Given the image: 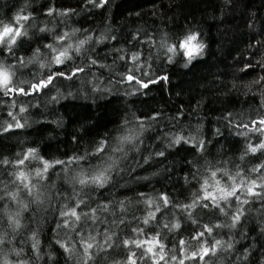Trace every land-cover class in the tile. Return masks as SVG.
Here are the masks:
<instances>
[{
    "label": "trees",
    "instance_id": "obj_1",
    "mask_svg": "<svg viewBox=\"0 0 264 264\" xmlns=\"http://www.w3.org/2000/svg\"><path fill=\"white\" fill-rule=\"evenodd\" d=\"M49 8L54 9L52 15L47 14ZM68 9H71L70 15L59 14ZM17 14L28 16L29 20L17 23ZM5 24L13 28L23 25L27 30V35L19 38L23 40L22 46H13L12 52L8 51L7 38L0 45L4 49L0 62L13 73L14 84L43 76L48 71L47 68L41 69L37 63H28L35 50H41L40 60L47 63L58 52L52 53L44 45L51 44L55 47L57 34L63 35L78 29L74 36L66 37L61 44L75 47L84 35H91L93 41L84 46L87 54L77 56L69 50L68 56L72 59L59 67L67 72L73 66H83L87 75L83 74V80L79 74L73 80L55 79L53 85L56 87L50 86V94L58 96L72 91L74 95L79 92L86 96L93 85L106 88L107 91L99 93L105 97L104 100H81L80 103L86 107L76 111L65 123L62 117L66 110L61 105L67 101L61 100L51 108H44L45 93L49 90L30 96L14 92L5 96L0 89V121L11 122L8 112L17 116L21 106L27 108V112L21 116L30 114L32 117L28 125L21 129L13 128L9 134L0 132V160L7 157L11 161L7 165L0 164V169H16V154L21 151L25 153L29 146L34 147L35 138L49 131L52 137L44 141L41 149L42 159L49 162L57 159L67 162L72 158L73 152L83 155L92 151L101 140H104V147L107 148L105 133L118 137L131 136L130 141L120 143L125 148L132 143L140 144L139 155L129 154L128 171L131 175H124L115 189L101 190L88 202L92 208L98 203L108 202L114 207H110L107 213H99L100 222L94 226L95 231L87 227L82 235L99 233L97 240L102 243L103 234L112 229L121 239L137 238L131 228L145 227L137 218L147 214L148 209L143 201L151 198L154 201L151 210L155 211L156 203H159L161 211L156 213L160 223L153 220L150 226L162 233L163 242L171 249L177 235L188 239L194 228L199 231L201 225L216 224L223 218L199 207L188 210L180 207L184 203H192L193 194L200 191L205 178L209 179L208 190L212 191L211 170L227 169L233 176L239 171L246 180L256 179L258 174L250 172V169L264 162V157L258 160L259 153H248L243 160L240 157L249 144L255 146L264 142V134L250 132L243 126L247 124L255 127L251 122L264 116L259 87L255 86L251 91L245 87L264 76V0H106V7L103 8H94L87 0H0V29ZM41 28L46 31L41 32ZM193 28L197 39L208 45V55L193 61L189 70H177L174 64L168 63L166 57L160 55L164 51L161 46L172 45L176 48L177 42L180 44L183 41L177 38L188 35V30ZM102 35L105 37L104 42L96 44L95 40ZM134 53L139 55L135 62L131 59ZM120 56L125 59L121 60ZM21 59L25 62L24 66L19 63ZM91 59H95L97 63L92 65ZM101 63L110 67L101 68ZM134 65L137 69L134 71L136 78L149 81V77H156L155 83L149 82L147 90L122 78L121 73L133 69ZM55 67L57 66L54 64L53 68ZM144 73L148 75L145 76ZM160 77L168 79L162 80ZM85 80L87 84L84 83ZM232 83H236L238 88H232ZM92 103L99 104L100 107L89 110ZM42 109L44 114H41ZM21 116H17V119L24 124ZM152 117L156 119L153 120ZM36 119L40 123L36 124ZM52 120H55L54 124L48 123ZM149 121L152 122L151 126ZM139 122L143 123V128L148 129L146 132H142ZM72 125L81 128L78 137L72 133ZM94 125L100 126L98 133L94 130ZM196 125H202V128L198 131ZM117 128L122 130V134L117 132ZM181 128H186L187 131L179 133ZM18 133L23 135L16 137ZM164 133L170 136L179 133L184 140H188L189 133L199 135L200 140L205 142L204 150H198L195 141L185 143L182 140L180 144L167 150L164 156H155L144 164V156L161 147L160 136ZM92 162L99 163V160L93 158ZM40 167L42 168L41 164ZM63 167V164L54 166L45 177L56 179L58 174H62ZM22 170L27 172L25 166ZM217 178L222 184L231 183L222 172L218 173ZM11 179H15L23 187V182L16 176H9L8 171L0 173V180ZM236 183H240V177L236 178ZM141 193L144 195L141 196ZM161 195H167L171 201L167 208L159 200ZM121 200L127 205L125 213H121L118 205ZM235 204L236 201L232 200L228 209H234ZM243 209L247 211L238 227L244 229L248 239L242 244L238 243L236 247L242 249L255 241L258 247L253 255L258 257L259 248L264 247V242L257 235L260 222L264 221V201L249 197V203L243 205ZM82 210L88 211L87 208ZM113 212L115 215L111 214ZM188 212L193 213L191 219L188 218ZM120 217L125 224L117 227ZM59 218L57 205L55 214L45 217L46 234L42 236V242L53 237ZM193 219L197 221L196 224L192 223ZM176 221L181 223L182 231L168 232L163 228L165 223ZM216 232L214 230V236ZM153 235L152 231H147V237L138 239H151ZM220 236L226 240L227 230H220ZM236 236L239 239V232ZM204 239L211 241L212 237L205 235ZM56 249L63 254L58 245ZM132 250L137 251L134 246ZM109 252L115 260H124L127 255L126 250L122 249H109ZM60 264H63V260Z\"/></svg>",
    "mask_w": 264,
    "mask_h": 264
},
{
    "label": "snow or ice",
    "instance_id": "obj_2",
    "mask_svg": "<svg viewBox=\"0 0 264 264\" xmlns=\"http://www.w3.org/2000/svg\"><path fill=\"white\" fill-rule=\"evenodd\" d=\"M87 3L91 4L94 8H103L106 7V0H87ZM54 9L49 8L48 15H52ZM60 15L67 16L71 14V9L61 11ZM17 23L20 21H28V16H23L17 14L15 17ZM24 29V30H22ZM41 32H45V28L40 29ZM77 31L76 29L73 30ZM27 35V30L23 25L20 27L13 28L7 24L3 25L2 29H0V45L5 42V38H7L8 51H13V46H22L23 40L19 39L23 36ZM69 36V33L65 32L63 35H56V43L61 44V42L65 41V38ZM103 36V35H102ZM91 39V37H90ZM197 39L195 34L187 35L183 41L179 44V47L185 49V56L191 57L193 52H199L203 45L195 44L191 45L189 42L195 41ZM85 40H79L76 45V51L79 52L85 46ZM167 51L169 53H174L175 48L172 45H166ZM45 48L49 49L52 53H57L56 47L51 44H45ZM68 47H72V45H68ZM4 49L0 47V55H3ZM40 49L37 48L35 50V54L29 59L28 63H37L41 69L47 68L48 71L41 76L39 79L33 77L31 80H22L19 84H14L12 80L13 73L10 69L6 68L2 62H0V89L4 91V95L7 96L9 93H16L21 96H30L35 93H39L42 90H50V86L53 85L55 79L63 78L67 80H73L79 74L81 79L83 80V74L85 73V67L83 66H73L69 68L67 72L62 69L61 65H64L66 57L68 55V49L65 48L62 51H59L58 54L52 56V62L57 66L47 67L46 63L40 60L39 53ZM121 60L125 59L124 56L119 57ZM132 61L135 62L139 59L138 54H133ZM21 66H24V60L21 59L19 61ZM97 61L95 59H91V64L95 65ZM243 71V69H241ZM147 76V73H144ZM123 79H126L129 83L134 82L139 85L140 89L147 90L149 88V82L155 83L156 77H149V81H144L142 79H138L135 76V72L133 69H129L125 73H121ZM162 80H167L168 77H160ZM85 84L88 82L85 80ZM260 83H264V76H261L258 80H254L251 83L245 85L249 91L252 90L253 87L257 86ZM139 90V89H138ZM62 95V94H59ZM58 96L52 97L53 100L59 98ZM261 98V106L264 107V91L260 93ZM13 107L15 104L12 105ZM25 111V107H20V112L23 113ZM8 116L11 117V122L6 121L3 125H0V132L9 134L14 129H21L24 127L18 119L17 116L14 115L11 111L8 112ZM152 119H156V117H152ZM140 123V127L143 128L144 125L142 122ZM251 123L255 124V127H250L249 125H243L245 128H248L250 132H260L264 134V116H261L259 120L252 121ZM219 132V129L217 130ZM241 135H245V133H241ZM119 142H127L132 139L131 136H123L119 137ZM184 138L180 135H175L172 143L180 144ZM191 141H195V137L192 138ZM185 143H188L189 140H184ZM196 142V141H195ZM195 146L198 150L203 151L205 142L200 140L199 143H196ZM103 147V141H101L100 148H97L99 152ZM248 153L256 154L259 153L257 159L259 160L261 157H264V142L258 143L255 146L249 144L247 146L246 152L241 155V160L244 159V156ZM158 156H164L163 152H158ZM19 157L16 159L14 163V167L17 169L16 178L23 182V187L27 190V193L31 196L32 194V184L30 182L28 174H26L22 167L26 165L30 159H36L37 153L34 148H28L22 156L18 153ZM3 163L7 165L9 161L7 159L3 160ZM39 163L42 165V168L36 169L37 176H45V174L49 173V169L54 168V166L63 164L61 160H55L54 162H49L45 159H40ZM67 171V169H65ZM219 172H222L223 175L228 176L231 181L230 184H222L221 180L217 178ZM250 172L257 173L256 179H245L241 177V173L237 171L235 176L231 175L227 169H214L210 171L211 178V188L212 191H209V179L205 178L203 184L201 185V189L199 192L193 194V200L191 204L184 203L180 207L183 210L194 209L199 207L201 210L211 211L215 216L217 213L219 215H227L231 218V226L236 227L241 218L244 216V212L247 209H243V205H247L249 203V197L254 199H259L264 201V162H261L250 169ZM240 177V183H236V178ZM73 181L78 180L80 184H84L86 181L84 179V174L79 173L77 176L71 177ZM92 179L97 183L102 185L105 182L104 174L100 173L96 176H93ZM147 179V178H145ZM187 180V178H186ZM39 195V193H38ZM141 196L144 194L141 193ZM243 195V198H242ZM10 196L13 200L16 199V193H10ZM159 200L163 201V205L165 208L169 206L171 203L169 197L167 195H161ZM232 200L236 201L235 207L232 210L226 209L225 205H230ZM72 201L74 203H67L62 205L59 208V220L57 221V228L69 229L72 232H75L78 236H80L79 245L77 247L70 248L68 244L63 240H56L54 243L58 245L59 249L63 250V253L68 254L69 258H71L74 254H77V264H93L94 261H98L102 256L107 264L108 261L111 264H120L118 260L112 259V253L109 252V249H122L126 250L127 255L123 261V264H139V262H143V264H186V262H192V264H218L220 259V250L225 246L228 249L232 248V244L230 242H225L220 239H214L211 241L205 240V235L214 237V230L222 227L221 224H204L201 225V230H196L195 228L189 234L188 239L180 238L177 235V239L174 243V247L171 252L167 248L166 244L163 242V237L161 232H156L154 228H151V222L153 220L156 221L157 224L160 223V218L156 216L157 212L161 211V207L159 203H156L155 211H152V206L154 201L151 198L144 199L143 203L146 205L148 211L147 214L142 218H137L140 220V223L145 227H132L131 232L135 234L137 238H124L121 239L118 234L109 229L103 234V242L100 243L97 240V235H92L91 232L87 236V238H83L82 229L86 226L91 231H95L94 226L100 222L99 221V213H107L109 212L110 207H114L111 202L108 203H98L95 208H92L91 205L85 201L81 200L79 197L74 198ZM130 204L131 201L129 200ZM121 213H125L127 211V205L124 200L118 202ZM24 205L21 203V208ZM83 208H87L88 211H83ZM115 215V213H111ZM207 214V213H206ZM193 213L188 212V218H192ZM19 216L20 212H16L13 215L9 216L10 223L19 227ZM119 223L116 224V221H113L117 227L120 225H124L125 221L122 217L118 218ZM89 221L91 222L89 224ZM193 224H196V220H192ZM164 229H167L168 232H172L174 230H181V223L179 221L172 223H165L163 225ZM147 231H152L154 233L151 239H138V237H147ZM115 238V239H114ZM135 247L137 251H133L132 247ZM36 247V244H33V248ZM96 250L95 255L93 254V250ZM82 252V254H81Z\"/></svg>",
    "mask_w": 264,
    "mask_h": 264
},
{
    "label": "clouds",
    "instance_id": "obj_3",
    "mask_svg": "<svg viewBox=\"0 0 264 264\" xmlns=\"http://www.w3.org/2000/svg\"><path fill=\"white\" fill-rule=\"evenodd\" d=\"M76 30L78 31V29ZM77 31H72L69 33V36H74ZM195 31L196 30L194 28L189 29L188 35L195 34ZM186 36L181 35L177 38V40L184 39ZM79 40H85V45H88L93 41V37L91 35H84L83 38ZM104 40L105 37L100 36L95 40V43L100 44L103 43ZM195 44L203 45V47L199 52H193L191 57L185 56V49H181L178 42L174 53H169L167 51V46L162 45L161 47L164 48V51L161 52L160 55L166 57L168 63L174 64L177 70H189L193 61L203 59L208 55V45L203 40L196 39ZM68 45L65 46L56 44L55 47L57 52L67 48L68 52L71 50L77 56L87 54V50H85L84 47L81 49V51L77 52L73 45L72 47H68ZM82 50L84 51L82 52ZM88 55L90 56V54ZM70 59H72V57L67 55L65 61ZM46 66L49 68L54 66L52 59L48 60ZM86 67H91V65H86ZM100 67L109 68L110 66H106L105 64L101 63ZM135 70L137 69L134 65L133 71ZM85 75H87V73H85ZM257 86L259 87L260 92L264 91V83H260ZM53 87L55 88L56 85H53ZM232 88H238V85L236 83H232ZM57 91L59 90L57 89ZM106 91V88H99L98 85H93L91 90L87 92L86 96L79 92L74 95L72 91H68L66 94L59 95L58 99L53 100L52 97L54 96L50 94V89L48 93H45L46 103L44 104V108H51L54 104L60 103L61 100L67 101V103L61 105V107L66 110L62 119L65 123H67V121L75 114L76 111L86 107V105L80 103L81 100L92 101L93 98L104 100L105 97L99 95V93ZM129 95H131V93H129ZM73 101H76L77 103H73ZM99 107V104L92 103L89 110H95ZM53 111L55 110L53 109ZM26 112L27 108H25L23 113H17V116H21V114ZM41 114H44L43 109L41 110ZM21 118L24 120V127L28 125L29 119H32L30 114L22 115ZM5 122L6 121H0V125H3ZM34 122L36 124L40 123L38 119H36ZM48 123L54 124L55 120L48 121ZM151 123V121L148 122L149 126H151ZM70 127L74 136L78 137L81 128L75 125ZM99 127V125L93 126L97 133L99 131ZM195 127L199 131L202 128V125H196ZM116 130L122 134V130L120 128H117ZM147 130V128H142V132H146ZM185 131H187L186 128H181L179 133ZM179 133L177 135H179ZM22 135L23 133H18L16 134V137ZM105 135L107 137V148L104 147V140H101L103 141V147L99 152L97 151V148H100L101 141L94 146L92 151L85 152L83 155H76L75 152H73L72 158L69 161H63L64 167L61 169L62 174H58L54 180H50L45 176L36 175V169L40 168L39 161L42 159L41 149L43 147L44 141L51 138L52 133L49 131L43 136L36 137L35 146H29L28 148L31 147L36 150L37 158L30 159L28 164L25 165V171H27L33 186L31 196L25 192L24 187L16 183L15 179L0 180V264H60L61 260H63V264H77V254H74L71 258H69L68 254L63 253V250V254H61V252L57 251L56 244L54 242L56 240H63L70 248L74 246L78 248L81 237L69 229H64L62 227L57 228L56 224V230L53 237L47 240V242H42V236L46 234L44 220L45 217L55 214L57 211V205H59L60 208L62 205L67 204L68 201H72L76 197L89 202L90 200L94 199L95 194L101 190L111 191L112 189H115L120 183V180L123 179L124 175H131V173L128 171V166L130 163L129 154L135 153L139 155L141 153L140 144L132 143L125 148L121 146L118 136L111 135L110 133H105ZM193 137H195L196 143H199V135H193L192 133H189L187 138L191 141ZM26 138L31 139V137ZM173 138L174 136H170L168 133L162 134L160 136L161 147L158 151L149 152L147 155H145L143 161L144 164L149 163V161L154 159L155 156H158V152H163L165 154L167 150L173 148L175 146V144L172 143ZM17 154L15 159L19 158ZM19 154L22 156L23 152L21 151ZM93 158L99 160V163H93ZM5 159L9 161L8 164L11 163L7 157H5L3 160ZM3 160H0V164H4ZM137 166H140L139 163H137ZM29 168H31V170H29ZM65 169H67V171H65ZM4 171H8L9 176L15 177L17 170L12 169L9 171L8 169H0V173ZM79 173L84 174V179L86 181L84 184H80L78 180L73 181L71 179V177L77 176ZM100 173H103L105 178V182L102 185L97 184L92 179L93 176H96ZM10 193H16L15 200L11 198ZM62 197L63 199H61ZM21 203L24 205L23 208H21ZM225 208L228 209V205H225ZM18 211L20 212V216L18 218L19 227H16L15 224L10 223L9 216L15 214ZM217 215L219 214L217 213ZM220 216L223 217L219 222L222 227L216 229V235L212 237V240L220 239L225 242H230L232 244V248L228 249L225 246L220 250V259L218 264H264V247L259 248L258 257L253 255V253L257 251L258 247L257 242L255 241L253 243L247 244L242 249H237L236 245L238 243L242 244L248 239L247 234L245 233L244 229L242 227H238V225L236 227H232L231 218L229 216ZM225 229L227 230L228 236L226 240L220 236V230ZM82 231H87V227L85 226ZM237 232H239V239H237L236 236ZM257 235L259 236L260 241L264 242V221L260 222V228ZM83 238H87V236L83 235ZM34 243L36 244L35 248H33ZM171 250L172 248L169 249L170 252ZM95 252L96 250L94 249V255ZM118 261L120 264H123L124 260ZM93 264H106V262L102 256L98 261H94ZM107 264H111V262L108 261Z\"/></svg>",
    "mask_w": 264,
    "mask_h": 264
},
{
    "label": "rangeland",
    "instance_id": "obj_4",
    "mask_svg": "<svg viewBox=\"0 0 264 264\" xmlns=\"http://www.w3.org/2000/svg\"><path fill=\"white\" fill-rule=\"evenodd\" d=\"M191 45H195L194 41L189 42ZM27 174V172H26ZM30 179V178H29Z\"/></svg>",
    "mask_w": 264,
    "mask_h": 264
}]
</instances>
